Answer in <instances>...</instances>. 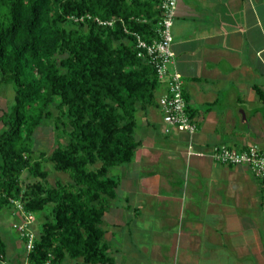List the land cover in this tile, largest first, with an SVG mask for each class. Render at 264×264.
<instances>
[{"label": "trees", "instance_id": "trees-1", "mask_svg": "<svg viewBox=\"0 0 264 264\" xmlns=\"http://www.w3.org/2000/svg\"><path fill=\"white\" fill-rule=\"evenodd\" d=\"M159 14L160 0H0V86L14 93L0 108V209L19 200L44 211L31 264L112 262L101 226L119 185L110 170L132 161L136 113L158 105L165 82L137 56L132 33L150 39ZM46 121L55 132L47 160L65 182L49 184L46 155L33 150Z\"/></svg>", "mask_w": 264, "mask_h": 264}, {"label": "crops", "instance_id": "crops-1", "mask_svg": "<svg viewBox=\"0 0 264 264\" xmlns=\"http://www.w3.org/2000/svg\"><path fill=\"white\" fill-rule=\"evenodd\" d=\"M172 35L198 154L187 155V133H165L158 105L136 113L140 145L129 164L112 168L122 203L109 201L101 225L107 264H264L260 181L247 166L210 157L215 145L264 148V107L248 114L239 105L261 103L264 0H178ZM165 91L161 82L157 99ZM240 113L255 128L250 136L237 128ZM0 237V264H26L19 234L1 221Z\"/></svg>", "mask_w": 264, "mask_h": 264}, {"label": "built area", "instance_id": "built-area-1", "mask_svg": "<svg viewBox=\"0 0 264 264\" xmlns=\"http://www.w3.org/2000/svg\"><path fill=\"white\" fill-rule=\"evenodd\" d=\"M178 0H160V14L153 25V35L146 40L141 35L133 32L134 45L138 57H144L153 67L158 80L165 81L167 88L159 98L158 105L162 111L164 131L169 133L176 129L188 134L187 155H196L193 150V134L197 130L195 120L187 111V103L183 94V79L176 68V58L172 49V26ZM90 18V16H87ZM114 19L102 21L96 18L99 25L112 27ZM210 157L217 163L234 166L244 165L249 168L252 175L257 178L264 191V148L250 145L236 150L227 146L215 145L211 147ZM13 210L18 216L13 228L23 241L25 252L28 256L34 249L37 235L32 230L34 214L23 209L19 200L12 201ZM26 264H31L27 260Z\"/></svg>", "mask_w": 264, "mask_h": 264}, {"label": "rangeland", "instance_id": "rangeland-1", "mask_svg": "<svg viewBox=\"0 0 264 264\" xmlns=\"http://www.w3.org/2000/svg\"><path fill=\"white\" fill-rule=\"evenodd\" d=\"M13 94L14 93H13L12 85L11 86L7 85L5 87L0 86V108H6L12 103ZM239 105H241L242 108L248 112V114H249V110L254 108L255 106H260L262 108L264 107L262 103L253 100L251 102L244 101ZM248 117L249 115L247 116V114L245 115L244 113H240V115H237L238 118L237 128L242 130V132H244L245 134H248V136H250L251 134H253L255 128L251 127L249 123H244V120H247ZM54 147H55V132L53 131V125L51 121H46L35 133L33 140V150L35 152H44L46 155L44 159H41V164L43 169L48 171L49 184H53L58 180L65 182L69 179L68 174L54 171L51 167V163L47 160L48 155L50 154V152ZM110 175H114L113 169L110 171ZM22 180L24 183L33 182L35 178L29 176L28 173L25 171L22 176ZM118 201L122 203L121 191H119V197L116 198V202ZM43 212H38L34 214V222L32 224V230L36 235L40 232L41 224L44 222L45 216H43L44 214ZM46 213L47 211L45 212V214ZM18 219L19 218L15 214V211L13 209H9V208L0 209V221L5 222L8 224V226H10L13 235L18 234V231L12 226V224L17 223ZM67 264H75V261L69 260L67 261Z\"/></svg>", "mask_w": 264, "mask_h": 264}]
</instances>
